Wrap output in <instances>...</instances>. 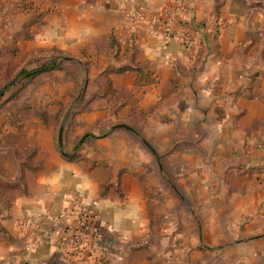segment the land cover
<instances>
[{"label": "crops", "instance_id": "crops-1", "mask_svg": "<svg viewBox=\"0 0 264 264\" xmlns=\"http://www.w3.org/2000/svg\"><path fill=\"white\" fill-rule=\"evenodd\" d=\"M38 1L40 10L56 13L44 43L77 51L80 61L95 63L88 67V91L106 94L109 77L124 103L109 105L107 100L103 110L94 103L68 120L71 124L58 123L54 110L43 119H0V264H70L61 239L78 226L77 199L95 213L99 227L92 256L81 255V264H197L202 233H196L194 213H179L176 230V199L156 201L157 224L152 226L142 179L153 186L166 166L150 152L151 147L157 154L149 142L164 147L180 142L165 128L175 118L176 126L182 118L198 119L203 111L201 122L220 126L219 136L211 131L209 141L221 142L222 149L168 151L171 158L182 159L176 160L181 168L176 173L193 175L189 181L197 182L198 171L220 166V161L198 159L217 158L226 161L221 168L233 185L247 182L241 175L243 159L264 157V0ZM175 4L183 7V24L195 31L191 47L177 40L164 43L161 37L166 11ZM11 6L1 1L4 11ZM134 9L145 13L147 26L131 24ZM112 40L122 47L119 55ZM127 45L137 49L135 64L157 75L156 85L137 87L133 70L113 73L134 66ZM94 79L101 89H91ZM75 86L68 82L65 88L74 91ZM218 110L222 114L216 117ZM149 125L160 128L156 135ZM87 161L95 166L91 169ZM235 204V211L242 212L241 202ZM208 235L229 233L216 229Z\"/></svg>", "mask_w": 264, "mask_h": 264}, {"label": "rangeland", "instance_id": "rangeland-1", "mask_svg": "<svg viewBox=\"0 0 264 264\" xmlns=\"http://www.w3.org/2000/svg\"><path fill=\"white\" fill-rule=\"evenodd\" d=\"M1 1L8 0H0V119H43L54 110L58 112V123L59 119L67 122L90 111L94 103L97 109L103 110L107 100L110 105L111 101L122 99L119 93H109L108 78L106 94L98 90L96 93L89 92L86 88L90 81L87 78L88 67L95 63L80 61L77 51L70 52L66 48L44 43L45 37L52 33L47 27L50 26V18L54 17L55 21L56 13L55 16L51 14L52 9L40 10L36 7L38 0H9L12 9L4 11ZM49 61H56L57 66L28 75ZM68 82L75 83L74 91L65 88ZM95 86L101 89L97 79L93 80L91 89ZM121 102L124 103L123 100ZM217 114L216 117L221 116L222 111L218 110ZM203 116V111H198V119L182 118L177 126L175 118L174 125L165 128L166 135L175 140L179 135L180 142H167L165 147L158 141L149 142L155 146L157 154L151 147L150 152L166 166L162 178L159 175L153 186L144 178L154 208L152 226L157 224L156 201L174 198L176 230L179 213L186 216L194 213L197 217L196 233H202V237H197V264H264V183L260 182V179L264 180V157L243 159L245 164L241 175L247 182L237 187L233 181L230 182V174H225L228 170L221 168L226 162L224 159L199 158L201 163L220 161V166L214 163V166L198 171L197 182L189 181L193 175L176 173L181 169L176 162L182 159L171 158L172 151H168L182 149L204 153L222 149L221 142L209 141L211 131L213 136H219L220 126L201 122L199 119L204 120ZM69 121L67 124H71ZM148 128L154 135L160 129L155 125ZM59 135L60 130L56 138L58 146H61ZM237 200L242 204L240 213L235 211ZM161 204L159 202V206ZM216 229H223L229 235L224 238L208 235Z\"/></svg>", "mask_w": 264, "mask_h": 264}, {"label": "built area", "instance_id": "built-area-1", "mask_svg": "<svg viewBox=\"0 0 264 264\" xmlns=\"http://www.w3.org/2000/svg\"><path fill=\"white\" fill-rule=\"evenodd\" d=\"M182 9L183 7L181 4H175L173 7L167 9L165 18L161 23V37L164 43L177 40L185 47H191L194 43L195 31L183 24L184 22L181 18ZM129 19L131 24H140L142 26H147L148 24L145 13L138 9H134L129 14ZM74 205L79 215V223L76 228H69L63 234L61 246L65 249L82 251L93 243L94 234L99 235V227H91L90 232H86L87 225L96 222L97 218L93 216L94 212L90 211L82 200H75ZM29 226V224L23 225L25 228Z\"/></svg>", "mask_w": 264, "mask_h": 264}, {"label": "trees", "instance_id": "trees-1", "mask_svg": "<svg viewBox=\"0 0 264 264\" xmlns=\"http://www.w3.org/2000/svg\"><path fill=\"white\" fill-rule=\"evenodd\" d=\"M112 44L116 48L117 55H119V53L122 50V47L120 45H117V43H115V41H113V40H112ZM125 52L127 55H129V53H131V55H132L131 63L134 64V66L130 64L128 67H124V68L114 70L113 73L121 74L125 71L133 70L137 74V79H136V86L137 87L143 88V87H150V86L156 85L158 83L157 75L155 73H152V72H146L142 68H140L138 65L135 64L136 55L138 53L137 49L131 45H127ZM127 55H125V56L127 57ZM56 66H57L56 61H49V62H46L43 66L33 70L28 75H30V76L36 75L38 73L51 70L52 68H55ZM108 83H109V91H110L109 93L112 95H116L118 92L113 89L111 79H109V77H108ZM123 128H125L129 132H132V133L139 136V134L136 133V131H134L132 128H130L128 126H123ZM87 163L91 169L95 166L93 163H90L89 161H87ZM142 182L145 185L146 196L149 199L150 205L152 206L151 216H153L154 208H153V204H152V202L149 198V195H148V189H147L148 184L144 178L142 179ZM93 216L96 218L95 213ZM91 227L97 228L98 224L96 222H92L90 225H87L86 232H90ZM95 238H97V234L93 235L94 241H95ZM92 253H93V247L91 245L87 246L86 249H84L82 251H74L72 249H65V251H64V254L66 255V257L70 261V264H81L82 262L85 261V256H81V255L86 254L88 257H91Z\"/></svg>", "mask_w": 264, "mask_h": 264}, {"label": "water", "instance_id": "water-1", "mask_svg": "<svg viewBox=\"0 0 264 264\" xmlns=\"http://www.w3.org/2000/svg\"><path fill=\"white\" fill-rule=\"evenodd\" d=\"M62 134H63V128L60 129V135H59L60 141H62ZM83 141L84 138L81 140V143H83Z\"/></svg>", "mask_w": 264, "mask_h": 264}]
</instances>
